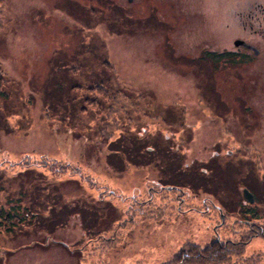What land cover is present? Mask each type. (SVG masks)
<instances>
[{"label":"rangeland","instance_id":"obj_1","mask_svg":"<svg viewBox=\"0 0 264 264\" xmlns=\"http://www.w3.org/2000/svg\"><path fill=\"white\" fill-rule=\"evenodd\" d=\"M113 1L131 25L101 0L0 5V170L42 172L49 206L0 229V264H264V0H207L223 19L205 0ZM236 39L260 53L202 57Z\"/></svg>","mask_w":264,"mask_h":264},{"label":"trees","instance_id":"obj_2","mask_svg":"<svg viewBox=\"0 0 264 264\" xmlns=\"http://www.w3.org/2000/svg\"><path fill=\"white\" fill-rule=\"evenodd\" d=\"M104 3V6L106 7H110V9L112 10H116L117 16L115 17V22H118L119 20L124 23L123 21L125 20L126 24H130L129 23V19L125 13H123L122 9L119 8V6L113 1V0H101ZM5 2V0H0V5H3ZM110 5V6H109ZM113 7V8H112ZM95 9V8H93ZM91 10V12H95L94 10ZM101 12H104V16H105V10L102 9ZM127 17V18H125ZM86 20L87 22L91 19L90 17H87V15L83 16V20ZM101 20V19H100ZM100 20H95V22L97 23ZM94 23V22H93ZM112 26L114 27V29L118 30L120 29V26L118 25V27H116L114 25V22L111 23ZM110 25L108 24V27ZM127 26V25H124ZM98 46L100 48V54H101V58L102 59V63L100 64V66H104L106 67L112 74L113 76H115V78L117 77L116 75V71L113 67V64H111V62H109V60L107 59V51L103 50V48H105V42L103 40H101V38L98 41ZM229 52H223V53H217V52H212V53H207V56H204L203 58L209 59V57L212 56H219L218 60H222V63H226L227 60L230 61L229 63H231L232 65L235 64V62L238 63V61L236 60H243V58L238 57L237 54L234 55V59L233 57H228L229 56ZM232 55V54H231ZM217 58V57H214ZM230 59V60H229ZM233 59V60H231ZM232 61L234 63H232ZM211 62V61H210ZM1 81H3L2 77L0 78ZM109 82V81H108ZM100 87H105L106 83L105 80L102 81L100 84ZM121 92L119 88H117V91L114 93L116 96L117 94ZM148 92L147 91H143L137 94H133L132 97H138V99L140 97H144L146 95V97L148 98ZM145 94V95H144ZM144 95V96H143ZM160 109L158 110V112L156 113L157 116H161V117H165V114L168 111H172L171 108H173V106H158ZM157 107V108H158ZM85 111V110H84ZM137 133L133 134L136 135ZM137 136H139V134H137ZM115 151V149H112V152ZM118 150H116L115 152H117ZM128 152H130V150H126ZM119 153H125V152H119ZM131 153V152H130ZM26 166V169H24L23 172H20L19 174H16L14 176H6L5 174V170H0V192L4 191L7 193V202L6 205L7 207H5L4 205H0V229L4 228V229H17L20 228L23 225H26L28 223H31L33 221V218H37V217H41L38 222H43V224H45V219L44 218V212L46 210H49V206H48V197L45 196V194H43L42 190H44L43 188L40 189V185H44L45 183H47L48 179L46 176L40 175L43 174L42 172H39L38 170H36L33 167ZM42 176V177H39ZM26 179V182H25ZM19 181V189L15 190V191H11L10 187L12 186L13 182H18ZM169 181H171V179H169ZM45 182V183H44ZM165 185H169L172 186L171 183L165 184ZM33 190L38 191V195L37 197H34L33 195ZM60 206V205H59ZM65 207V206H64ZM61 208V210H63V208ZM54 207H52V212L54 211ZM51 212V211H50ZM55 212L57 213V211L55 210ZM74 215V214H73ZM72 215V216H73ZM71 216V217H72ZM70 217V218H71ZM61 223V221L57 222H53L52 225L54 226H59ZM12 230V231H13ZM215 247H217V245H214L212 248H210L209 250L205 251L203 253V255H201V257L204 256H208L209 251H211L212 249H214ZM207 254V255H206ZM213 254H217L218 252L217 250L213 251ZM185 260V259H184Z\"/></svg>","mask_w":264,"mask_h":264},{"label":"flooded vegetation","instance_id":"obj_3","mask_svg":"<svg viewBox=\"0 0 264 264\" xmlns=\"http://www.w3.org/2000/svg\"><path fill=\"white\" fill-rule=\"evenodd\" d=\"M261 11H264L263 9L261 10ZM258 13H257V11H255V13L253 14V13H248V19H249V21H247V23H249L250 24V26H252V28L254 27L253 25H254V23L256 24L257 23V25L259 26V27H263L262 26V21H263V18L261 19L260 17H259V15H257ZM255 18H257V19H255ZM256 20H257V22H256ZM246 24V23H245ZM237 40V39H236ZM235 40V41H236ZM243 40V39H242ZM244 41V40H243ZM246 41V40H245ZM235 43V42H234ZM246 43L247 44H245V45H240V46H236V49H237V51H234V52H232V51H225V52H229V53H231V54H229V56L228 57H233V59L235 58L234 57V55L235 54H237L238 55V57H240V58H246V57H244V55L242 54V53H244V51L245 50H249V51H252L256 56L260 53V51L258 50V53H256V51H255V46L253 45V44H251L250 42H248V41H246ZM247 45H249V46H251L252 48H254V49H252V48H249ZM218 54H219V52H217ZM214 57H217V58H219V56H212V57H209V59L211 58H214ZM233 59H231V60H233ZM230 60V59H229Z\"/></svg>","mask_w":264,"mask_h":264},{"label":"clouds","instance_id":"obj_4","mask_svg":"<svg viewBox=\"0 0 264 264\" xmlns=\"http://www.w3.org/2000/svg\"><path fill=\"white\" fill-rule=\"evenodd\" d=\"M204 4V9L214 11L220 18H225L226 13L229 7L231 5L225 4V3H209L207 0H205Z\"/></svg>","mask_w":264,"mask_h":264},{"label":"water","instance_id":"obj_5","mask_svg":"<svg viewBox=\"0 0 264 264\" xmlns=\"http://www.w3.org/2000/svg\"><path fill=\"white\" fill-rule=\"evenodd\" d=\"M245 43L246 42H244V41H236V45H245ZM248 47H250L249 45H247ZM258 52V50H256V53ZM244 196L246 197V199L250 202V203H252V202H254L255 201V196L253 195V193L252 192H250L248 189H245L244 190Z\"/></svg>","mask_w":264,"mask_h":264}]
</instances>
